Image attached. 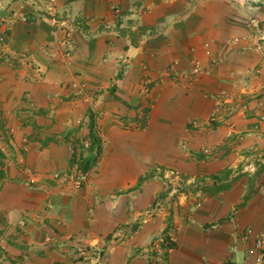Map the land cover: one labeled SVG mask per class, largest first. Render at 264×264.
Returning a JSON list of instances; mask_svg holds the SVG:
<instances>
[{
    "label": "crops",
    "instance_id": "0c3cea01",
    "mask_svg": "<svg viewBox=\"0 0 264 264\" xmlns=\"http://www.w3.org/2000/svg\"><path fill=\"white\" fill-rule=\"evenodd\" d=\"M262 34L264 0H0V264H255ZM90 116L100 152L83 172ZM165 232L164 262L144 256Z\"/></svg>",
    "mask_w": 264,
    "mask_h": 264
},
{
    "label": "built area",
    "instance_id": "2783aa9c",
    "mask_svg": "<svg viewBox=\"0 0 264 264\" xmlns=\"http://www.w3.org/2000/svg\"><path fill=\"white\" fill-rule=\"evenodd\" d=\"M44 1L50 9L54 8V4H55L56 0H44ZM251 22L255 23V19H252ZM55 23L57 25H59L60 27L65 26L64 25L65 21H63V20L60 22L56 19ZM65 28H66V26H65ZM72 31H73L72 28L71 29L69 28L66 30L65 38L62 41L64 46L70 47L69 42H70V37L73 34ZM260 33H262V32H260ZM260 36H263V34ZM263 38H264V36H263ZM2 44H3V38L0 36V47L2 46ZM204 47H205L206 54L209 55L211 53V51H210L211 48H210L209 42H206L204 44ZM67 53H69V51H67ZM209 72H210L209 68H207L205 65H202L199 62L195 63V65L193 67V74H196V75L208 74ZM219 96H222L224 98V97H228V94L226 91L223 90L219 93ZM211 119H213V120L217 119V114L213 113ZM86 146L88 147L89 145L86 144ZM165 173H166L165 177L168 180L167 182H169V183L172 182L173 180H175V177H178V175H179V172L176 169H169V170L165 171ZM55 176H60V175L55 174ZM72 176H73V181H74V185L76 188H81L82 184L87 179L86 174L83 172H75V173H73ZM29 181H30L29 182L30 184H34L38 181V179L35 176V174H32L29 177ZM200 205H201V203H198V206H200ZM161 207H162V202H161V200L158 199V201H156L154 204H151L148 207L147 213L149 212L150 216H153V213L155 211L159 210ZM244 238L246 241L249 242L248 250H247L248 255L250 257H253L255 264H264V228L261 229L260 231H255L252 227H249L244 232ZM157 241H158L157 244L148 245V248H144L146 250V251H144L145 252L144 256L148 257L147 252L150 250H154L155 252H158L156 259L161 260L162 257H164L163 255H165L168 252V251L166 252L162 249L163 247H161V243L163 246H166V250H170L173 248V246L176 242V237H175L174 233L165 232L164 234H162L157 239ZM161 262H164V261H161ZM228 264H233V263L230 262Z\"/></svg>",
    "mask_w": 264,
    "mask_h": 264
},
{
    "label": "rangeland",
    "instance_id": "374dc122",
    "mask_svg": "<svg viewBox=\"0 0 264 264\" xmlns=\"http://www.w3.org/2000/svg\"><path fill=\"white\" fill-rule=\"evenodd\" d=\"M71 29V28H73V31H72V33H74V31H75V29H78V27H76V26H74V25H70V27H68V29ZM72 36H73V34H72ZM72 36L70 37V42H69V44L71 43V39H72ZM64 39H62V41H63ZM62 46H64V45H62ZM66 48H67V50L68 51H71L72 50V45H71V47H67V46H65ZM65 48V49H66ZM211 48V47H210ZM64 55H68V53H67V51L64 53ZM218 61L220 62L221 61V58H219L218 59ZM9 62H12L11 60L9 61ZM126 64H124L125 65V67H127V64H129V61H126L125 62ZM79 92H81L80 90H79ZM79 92H77V94H79ZM87 95V93H85L84 92V94L82 95V96H86ZM80 95L81 94H79V95H76L75 97L76 98H79L80 97ZM91 95H89V96H87L88 98L90 97ZM81 98V97H80ZM92 122V116H90V123H89V121H88V123L87 122H85V124H83L82 123V121L81 120H79L77 123H78V125H80V131H81V128L83 127H85V126H88V128L90 129L92 126L94 127V125H93V123H91ZM213 122H215V121H213ZM216 122H218L217 120H216ZM87 124V125H86ZM7 125H9V129H11L12 128V122L10 123V124H7V122L6 123H4L3 125H2V128L1 129H3V128H5V126H7ZM7 128V127H6ZM1 129H0V131H1ZM7 130V129H6ZM3 131H4V133H5V129H3ZM90 132V131H89ZM90 143H91V137H90V134H89V137H87L86 139H83L82 141H80V146H79V151H80V153H84V156H87V155H89V153H90V150L91 149H89V146L87 147L86 146V144H88V145H90ZM4 147H6V146H4ZM98 147V148H97ZM97 147H95V150H93V153H94V151H95V153L96 154H99V152H100V150H99V148H100V143L99 142H97ZM95 153H94V155H95ZM98 157V156H97ZM1 158V157H0ZM30 173H32L33 174V172L32 171H30ZM168 181V180H167ZM174 181H176V180H173L172 182H168L169 184H171L172 186L173 185H175V184H173L174 183ZM30 181H28V183H29ZM170 186V185H169ZM179 191L177 190V193H178ZM174 193H176V192H174ZM172 194V195H175V194ZM167 196H169V195H167ZM143 254H145V252H143ZM92 255L93 256H97L98 255V253L97 252H95L94 254L92 253ZM166 255V254H165ZM148 257H149V255H148ZM147 257V258H148ZM156 257H157V254H155L154 253V255L152 256V258H153V261H164L165 259H164V257H162V259L161 260H157L156 259ZM89 258L90 259H92V257H90L89 256ZM150 260V259H149ZM151 263V262H150Z\"/></svg>",
    "mask_w": 264,
    "mask_h": 264
},
{
    "label": "trees",
    "instance_id": "16d2710c",
    "mask_svg": "<svg viewBox=\"0 0 264 264\" xmlns=\"http://www.w3.org/2000/svg\"><path fill=\"white\" fill-rule=\"evenodd\" d=\"M89 134H90V137H91V143H90V145H89V149H91V150H90V153H89V155H87V156H84V153H83V152L80 153L79 166H80V168H81V170H82L83 172H87V171L89 170V168H90V167L95 163V161L97 160V155H98V154L95 153V151H94L95 155H94V153H93V150H95V147H97V140H95V139H97V138H96V136H95V132H94L93 127L90 128V132H89ZM97 148H98V147H97Z\"/></svg>",
    "mask_w": 264,
    "mask_h": 264
}]
</instances>
